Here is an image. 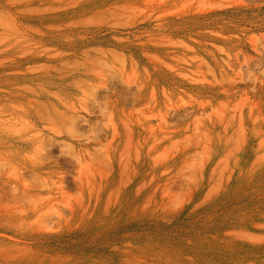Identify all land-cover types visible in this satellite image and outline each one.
Returning a JSON list of instances; mask_svg holds the SVG:
<instances>
[{
  "label": "rangeland",
  "instance_id": "1",
  "mask_svg": "<svg viewBox=\"0 0 264 264\" xmlns=\"http://www.w3.org/2000/svg\"><path fill=\"white\" fill-rule=\"evenodd\" d=\"M0 264H264V0H0Z\"/></svg>",
  "mask_w": 264,
  "mask_h": 264
},
{
  "label": "clouds",
  "instance_id": "2",
  "mask_svg": "<svg viewBox=\"0 0 264 264\" xmlns=\"http://www.w3.org/2000/svg\"><path fill=\"white\" fill-rule=\"evenodd\" d=\"M82 91V99H83V103L85 105L89 104V103H92L96 100V96H97V91L98 89L93 86L92 84H86L85 86L82 87L81 89ZM102 112H106V109H102L101 110ZM76 125H77V121L75 119H72L70 120L65 128H64V132L66 134H68L69 136L73 137V138H78V139H90L92 140L93 142L96 141V137L94 136H90V137H80L79 136V133L77 131V128H76ZM47 147L46 145L44 144L43 141H41L40 143L37 144L36 146V149L35 151L33 152L32 154V160L39 164V163H42L43 160H44V157L46 156L47 154ZM104 148H103V145H99L97 148H96V151L97 152H103ZM73 158L74 160L77 162V163H82L83 162V159L82 157H80L78 154H76L75 152H73Z\"/></svg>",
  "mask_w": 264,
  "mask_h": 264
}]
</instances>
